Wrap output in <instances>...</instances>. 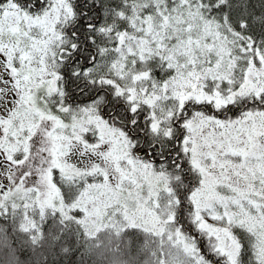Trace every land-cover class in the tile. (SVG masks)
I'll return each instance as SVG.
<instances>
[{"label":"snow or ice","instance_id":"1","mask_svg":"<svg viewBox=\"0 0 264 264\" xmlns=\"http://www.w3.org/2000/svg\"><path fill=\"white\" fill-rule=\"evenodd\" d=\"M0 221L10 264L105 221L154 264H264V0H0Z\"/></svg>","mask_w":264,"mask_h":264},{"label":"trees","instance_id":"2","mask_svg":"<svg viewBox=\"0 0 264 264\" xmlns=\"http://www.w3.org/2000/svg\"><path fill=\"white\" fill-rule=\"evenodd\" d=\"M2 222V221H0ZM210 222V221H209ZM39 224V220L36 221ZM99 229V235L97 240L87 242L88 246L82 242L80 247L76 246L75 233H73L71 239H62L60 244L55 249L60 255L57 258V264H154L156 257L152 255L155 249L154 245L147 248L133 247L131 250L125 249L122 245L118 249L115 246V237L112 233L116 231V228L105 223L97 226ZM120 228L123 225H119ZM75 229V225H73ZM11 234V228H9ZM95 234V230L93 231ZM111 237L112 243H109ZM16 244V254L20 257L21 264H25L29 256V250L26 246L22 245L20 241L26 239L25 236L17 234L12 237ZM97 241L100 242V247H90ZM67 247L69 253L63 254L61 249ZM47 252L48 249L45 248ZM10 253L6 248H0V264H10ZM49 264H53L52 256L49 252Z\"/></svg>","mask_w":264,"mask_h":264},{"label":"rangeland","instance_id":"3","mask_svg":"<svg viewBox=\"0 0 264 264\" xmlns=\"http://www.w3.org/2000/svg\"><path fill=\"white\" fill-rule=\"evenodd\" d=\"M211 222V221H210ZM107 223V221L104 222V224ZM99 226V225H98Z\"/></svg>","mask_w":264,"mask_h":264}]
</instances>
